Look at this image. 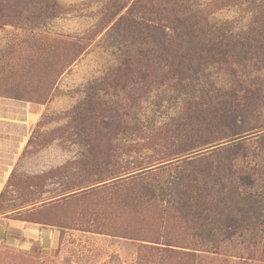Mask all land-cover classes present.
Returning <instances> with one entry per match:
<instances>
[{"label":"rangeland","instance_id":"374dc122","mask_svg":"<svg viewBox=\"0 0 264 264\" xmlns=\"http://www.w3.org/2000/svg\"><path fill=\"white\" fill-rule=\"evenodd\" d=\"M181 1L208 14L214 33L204 37H248L253 58L204 59L195 74L141 78L131 54L150 43L117 19L151 12L153 0H49L47 14L42 5L14 19L4 13L0 181L15 167L0 214L35 223L41 238L25 249L0 240V264H264V0ZM252 83L262 97L223 124L220 98ZM89 97L119 108L124 124L98 166L78 114ZM141 163L146 172L126 173ZM34 175L45 193L25 186ZM209 176L218 178V199L190 201L191 187L211 185ZM67 184L77 193L63 201L23 203Z\"/></svg>","mask_w":264,"mask_h":264},{"label":"trees","instance_id":"16d2710c","mask_svg":"<svg viewBox=\"0 0 264 264\" xmlns=\"http://www.w3.org/2000/svg\"><path fill=\"white\" fill-rule=\"evenodd\" d=\"M226 1L229 3L228 5H231L233 2L236 3L235 0ZM48 3L49 0H0V19L9 18L8 14L14 19L15 15H19L22 9H30L32 5L36 6V8L42 5L41 9L47 14L50 8L45 6ZM152 6L153 9L149 13L141 11L136 14L129 9L117 19L121 27L128 34L140 37L144 44L150 43L149 48H138L134 54H131L132 60L130 61V65L132 62L134 65H131L132 70L137 73V76L145 78L149 73L156 80L162 81V78L166 77L167 74H171L173 77H183L188 71H191L193 74L198 73L200 71V63L204 59L205 61H216V59L229 55L236 62L241 63L253 58L255 51L251 47L248 37L238 41L224 39V37H204L208 33H214V25L209 20L207 13L201 15L200 10L192 11L186 8L181 0H168L165 3L160 0H153ZM16 11H20L19 14ZM4 13L7 15H4ZM260 94L259 86L252 83L251 85H238L237 88L230 90L225 96L223 95L224 100L221 97L218 103L220 119L223 120L222 123H236L237 117L239 119L245 117V112H247V107L245 106L254 102L259 96L262 97ZM91 98L89 97L88 100H84L78 114L81 124L83 126L86 124V128L91 133L90 141L92 146L90 147L92 158H90V162L92 163L93 161L98 166L99 163L102 164L100 158L106 157L108 152L105 141L110 136L117 135L124 128V124L119 108L105 101ZM197 111H192V115L195 118L200 113ZM211 113L212 111L208 112V114ZM240 122L238 121V123ZM63 167H65V164L60 168ZM219 167L220 165L216 166V168ZM147 170L144 168L143 163H141L138 165V168L130 171L126 170V173L135 171L129 174L133 175L144 173ZM226 170L229 176L235 173L229 169ZM122 172L125 173V171ZM39 177L40 175L26 176L24 178L25 186L27 188L38 186L39 193L43 194L45 193L43 184L39 185L36 181ZM105 177H108V174H105ZM209 178H214L211 185L202 182L199 185L191 187L190 201L202 200L208 197L218 199L219 192L214 189V184L218 181V178L215 176H209ZM241 179L242 177L238 175V180L240 181ZM76 193L73 190V186L67 184L58 191H52V195L47 199L39 197L27 198L23 203L26 206L32 205L31 207H34L35 203H41L42 206L52 205ZM2 194L3 192H0V196Z\"/></svg>","mask_w":264,"mask_h":264},{"label":"crops","instance_id":"0c3cea01","mask_svg":"<svg viewBox=\"0 0 264 264\" xmlns=\"http://www.w3.org/2000/svg\"><path fill=\"white\" fill-rule=\"evenodd\" d=\"M4 149H1V151ZM20 149L17 150L15 155H11L12 159L19 156ZM4 156L6 152L4 151ZM10 165V168L5 171L1 177L0 191L5 185L6 180L14 169L15 165ZM62 165V164H60ZM12 212H4L0 214V240L10 242L13 246L27 248L32 242H35L39 237L41 238L40 228L35 223L27 222L24 220L13 217ZM10 230L12 232H10Z\"/></svg>","mask_w":264,"mask_h":264}]
</instances>
